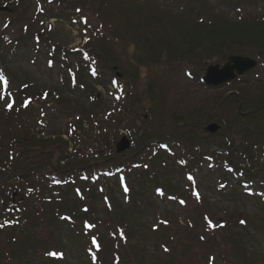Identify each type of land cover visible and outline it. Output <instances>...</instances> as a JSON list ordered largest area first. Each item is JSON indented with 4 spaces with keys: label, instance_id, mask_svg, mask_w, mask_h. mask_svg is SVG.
I'll return each instance as SVG.
<instances>
[{
    "label": "rangeland",
    "instance_id": "374dc122",
    "mask_svg": "<svg viewBox=\"0 0 264 264\" xmlns=\"http://www.w3.org/2000/svg\"><path fill=\"white\" fill-rule=\"evenodd\" d=\"M5 1L9 0H0V6H6L0 10V70L7 74L9 90L15 98L19 91L26 88L33 99L28 107L23 108L22 105V114L15 115L4 114L7 110L4 101L0 100V132L7 133L3 139L0 138V148H9L14 139L18 138L16 144L21 150L19 136L29 134L27 144L32 137L43 139L33 148L38 150V154H44L49 153L52 146L56 149L55 143L48 142L49 139L63 137L65 146L60 162L62 169L76 162L81 169L90 172L94 166L99 165L96 159L101 152H104L103 157L117 153L114 149L119 142L124 150L118 154H136L140 159L138 164H148L149 169L141 167L140 171L135 167L128 168L126 178L129 192L124 191L120 177L115 173L108 177H104V173L95 186L99 193L102 191L103 194H100L103 196L111 193V210L116 216L114 222L110 223L117 227L123 221L122 227H129L128 240L123 242L125 245L118 252L121 257L118 264H199L198 261L203 262L208 254L213 255L217 264H264V227L258 226L262 222H259V218H264V174L249 179L222 158H214L213 154L223 151L220 148L221 140L215 137L218 134L205 131L210 123H217L222 128L226 122L233 123L237 102L244 98V92L249 100L264 92V59L256 47L248 45L233 46L232 52H228L225 47L215 48L217 52L212 55L195 53L197 56L192 55V59L188 56L177 57L175 53L182 48L173 51L179 44L178 36L182 30L200 26L196 23L199 17L209 16L217 23L221 21L227 24L245 19L252 21L264 16V0H146L144 3L143 0H134L137 3L129 7L132 25L127 28L124 25L123 30V25L119 23L108 25L107 17L103 18L98 11V3L90 0H22L19 8L6 5ZM168 19L171 23L175 19L183 24L186 22V26L181 30L169 29L165 23ZM152 20L153 25L149 26ZM192 45L201 48L198 44ZM76 47L86 53H72ZM94 47L110 57H119V78H114L112 73H105L103 84H99L95 77L89 75L91 78L84 79L85 86H88L84 90L83 82L78 80L77 68L80 63L85 64L88 55L94 56ZM161 49L166 52L162 54ZM54 52L57 53L56 57ZM232 54L256 59L258 64L242 76L241 81L216 87L202 82L209 65L222 66ZM50 60L53 62L52 67L48 66ZM60 61L64 63L59 64ZM68 69L76 73L77 79L68 76ZM2 92L3 85L0 83ZM42 93H47L48 97L43 98ZM95 94L101 99L100 104L95 101ZM55 97L56 100L62 97L63 100L55 101ZM15 106L20 107L21 102L17 101ZM109 113L118 114L119 118L113 121L114 116ZM188 125L189 129L183 128ZM137 127L143 133L142 136L137 132ZM154 139L177 150L176 141L180 140L184 147L181 144L178 157H171L160 150L159 142ZM145 145L160 150L163 157L158 158V154L155 165L149 160L150 153L154 155L155 150L143 148ZM195 146L207 156L202 157L203 161L197 167L194 163L190 164L193 184L208 208L203 211L212 215L215 222L224 220L236 228L233 238H236V246L242 247L240 249L228 244L230 236L218 232L211 248L194 246L193 252L205 254L203 258L194 256L191 261L188 251H184L188 237L184 231L176 236L174 228L190 227L189 212L199 208V204L189 196L190 181L185 176L186 169L180 170L174 163L177 164V159L180 164L186 160L189 149ZM258 152L260 150L255 154L262 163ZM201 155L198 158L201 159ZM52 158L54 162L58 159L56 155ZM30 162L20 158L15 163L16 168L8 165V172L0 170V198L6 196L5 187L14 180L8 179L9 173L15 170L17 172L13 174H23L26 163ZM262 164L264 166V162ZM52 179L59 181V176H53ZM172 186L176 187V192H173ZM159 187L165 190L164 196L156 194ZM248 188L253 189L254 193L242 197L241 194L248 193ZM46 193L59 196L52 188L47 189ZM102 195L95 200L93 208L100 215L98 227L104 229L101 231L98 228L100 233L108 235L107 212L110 207ZM180 201L185 203L181 204ZM2 202L0 200V207ZM25 202L22 206L26 208H33L35 204L33 196ZM49 203H45L48 216L41 224L45 227L41 230L33 227L31 221H22L17 226L18 215L5 220L7 223L1 220L3 227L10 228L1 233L0 264H24L26 259L28 261L25 264H92L93 261L103 264V261L99 263L98 254L93 259L95 256L91 253L95 249L89 245V237L99 230L94 229L85 235L82 230L84 214L81 213L76 214L74 223L72 219H62L61 216L62 224L57 225L55 218L58 219V216L55 210L49 211ZM76 204L80 207L76 209L82 211L85 205L83 201L77 198ZM242 219L246 221L245 226L241 223ZM90 224L97 227L94 222ZM65 227H70V230L77 227L81 233L78 235L75 228L72 232ZM13 236H17L18 241L28 243L23 251L18 248L20 242H15V246H12L14 250L7 246L8 238ZM195 240L196 237L191 235V241ZM51 249L62 251L63 259L48 258L46 253ZM246 250L253 251L251 258L245 254ZM18 251L24 255L22 259ZM8 252L16 255L13 256L14 262L8 260Z\"/></svg>",
    "mask_w": 264,
    "mask_h": 264
},
{
    "label": "trees",
    "instance_id": "16d2710c",
    "mask_svg": "<svg viewBox=\"0 0 264 264\" xmlns=\"http://www.w3.org/2000/svg\"><path fill=\"white\" fill-rule=\"evenodd\" d=\"M92 3L97 2L98 3V11L101 12L103 18L107 17L106 20H108L109 24H120L123 27L125 25V28H127L129 25H132V21L130 19L131 11H129V7L134 6V4L137 3V1L134 0H119L117 2L116 0H90ZM99 1V2H98ZM146 0H143L142 3H144ZM222 0H219V2ZM6 5L14 6L15 8H19L21 6L22 0H9L5 1ZM2 6V5H1ZM0 6V7H1ZM159 7V6H158ZM14 8V9H15ZM236 10V8H234ZM107 11V12H106ZM177 15H175L176 17ZM155 19H158V17ZM200 20V22H199ZM199 20L196 19V23H198L200 26L195 25L192 27H188L181 31V34L178 36V46L173 51L177 52L180 48H182L179 52L175 53L177 57L182 58L185 56L189 57V59H192V55L197 56L195 53H201L206 55H212L213 53L217 52L218 48H227L228 52H232L231 48L233 46L241 47V46H252L256 47L258 49V52L260 56L264 59V16L259 17L256 19L250 20H244L239 21L238 23H223V22H215L213 21L209 16H203L199 17ZM189 21V20H188ZM187 21V24L189 23ZM166 25L169 27V29H178L181 30L186 26V22L183 24L181 21H171L168 19L166 22ZM220 23L223 25H220ZM153 25V20L150 22L149 26ZM220 25V26H218ZM149 31L151 30L148 29ZM185 31L187 32L186 34ZM39 35V34H38ZM36 37V36H35ZM191 40L193 41L191 43ZM208 42H207V41ZM221 43V45H220ZM192 44H198L201 46V48H196V45ZM220 45V46H219ZM172 47V44H170V48ZM203 48V49H202ZM217 48V49H215ZM196 49L200 51H195ZM95 51V54L93 57L91 55L87 57L84 63H80L77 68L79 72L78 80L83 82V89H87L88 86H85V78H91L93 73V70H95V80L96 83L103 84V74L112 73L114 78H119V73L117 70H120V59L119 57L113 56L110 57L106 53L101 52L99 48H93ZM220 50V49H219ZM60 53L61 50L59 51ZM78 51H72V53H77ZM166 52L165 49H161V53L164 54ZM66 53V52H65ZM183 53H185L183 55ZM54 57L57 56V53L54 52ZM233 55V54H232ZM92 58V59H91ZM63 59L65 60V55H63ZM194 59V58H193ZM63 61H60L59 64H63ZM199 65V64H198ZM68 68L69 66H64V68ZM92 72V73H91ZM94 74V75H95ZM242 79H240L241 81ZM15 95L13 94L10 98L11 101L14 102L13 110H7L4 112L6 115H15L18 113H21L22 105H24L25 101H29V105L32 103V96L30 92L23 88L21 91H19L18 96L15 98ZM97 95L95 94V97ZM244 98H241V105L242 109L239 110L238 106L239 103L237 102L236 107V119L234 122L225 123V127L221 128V130L216 134L218 139H220V148L223 149L222 152L213 154L214 158H222L230 167H233L234 170L238 168L237 170L239 173H241L242 176H247L249 179H252L253 177H261L264 174V166H262L264 162V118L262 117L264 114V92L260 93V95H255L249 99L246 97V93L242 94ZM43 98H47L48 95L45 97L44 93H42ZM55 101H61L63 100L61 98H54ZM21 102V106H15L16 102ZM95 101L97 103L101 102V99L95 98ZM100 104V103H99ZM28 105V106H29ZM23 108H25L23 106ZM20 109V110H19ZM20 111V112H19ZM91 111V110H90ZM2 113H0L1 117ZM109 115H113L114 118H112L113 121H116L119 118L118 114L109 113ZM108 115V116H109ZM116 117V118H115ZM2 118V117H1ZM0 118V119H1ZM108 118V117H107ZM139 127V126H138ZM138 129V133L142 136V132L140 129ZM189 125L187 127H183L184 129H189ZM5 131L0 132V138L3 139V136L5 137ZM29 134H26L24 137H20L21 142L19 143L21 147L18 148L16 141H18L16 138L12 142V146L9 148H0V170H3V172H8L9 166H13V168H16L15 163H17L20 158L26 159V161H31L30 163H26V170L23 174H13L12 172H17L13 170L9 173L10 177L9 180H14L7 184L5 187V193L6 197L10 206L6 205L4 207L3 212L4 216L13 214L18 215V223L16 224L21 225L22 221H31L33 224V227H36L37 230H41L45 227H42L41 224L45 222L44 219H46V216H48V212H46V202H51L48 205L49 211L55 210V214H57L58 219H56L57 225L62 224L61 216L63 218L72 219V222L74 223V219L76 214H84L82 217V221H89L94 222L97 227H92V229H87L85 227H82L83 233H91L94 229H100L103 231L104 229H101V227H98L99 222L101 221L100 215L98 214L97 210H95L93 207L95 206V200L98 199L99 196H101L103 193L100 191V194L97 189H95V186L98 182V178H96V174L98 172L102 171L109 173L110 171H115L116 169H121L122 172L126 171L130 167H134L136 163H138V156L135 154H117L113 153L109 156L103 157L102 152L101 155L98 156L96 159V162L99 164L97 166H94L93 169L88 172L84 169L80 168V164H77L76 162H73V164H69L66 167L62 169V166L60 165L61 160L63 159L62 153L65 146V143L63 141V137H59L58 139H49L48 142L55 143L56 149H54V146H52V149L49 151V153L44 154H38L37 149L34 150L33 148L35 144L41 143L43 139H36V137H32L30 143L27 144L26 140H29L30 137H28ZM63 135V134H62ZM139 136V135H138ZM140 137V136H139ZM35 140V141H34ZM39 140V141H38ZM41 140V141H40ZM178 144V150L173 148V153L175 151V155L178 157L181 149V144L183 146V142L180 140L176 141ZM25 143L24 145H22ZM45 146V145H44ZM184 147V146H183ZM263 147V149H261ZM150 148V146L148 147ZM195 148V149H194ZM192 147L189 149V157L183 161V163H179L177 159V164L174 163L180 170L185 168L187 171V174L193 175L192 167H190L191 163H194V165L197 167L198 163L202 162V157H204V151H200L198 146ZM18 149V150H16ZM199 149V153L197 150ZM260 150L258 154L260 155L262 163H260V160L256 156V151ZM177 151V152H176ZM114 152L115 149H114ZM201 159L198 158V156ZM26 155V156H24ZM57 156L58 159L56 162H54L53 158L54 156ZM161 157L162 154L159 153ZM175 155H170L175 156ZM21 156V157H20ZM163 157V156H162ZM165 157V156H164ZM149 160L152 164L155 165L157 154H151L149 155ZM205 158V157H204ZM110 160L111 163H102V161ZM111 164L110 167H108ZM167 165H169L167 163ZM147 167L146 169H149L148 164L143 163L142 168ZM108 168V169H107ZM136 168V167H135ZM141 166H138L136 169L140 171L142 169ZM145 169V168H144ZM171 170H174V168H171ZM87 172V173H86ZM85 173V174H84ZM52 175L59 176L60 181L58 186L53 183L54 179H52ZM62 175V176H61ZM83 176H86V179H84ZM252 181V180H250ZM249 181V182H250ZM264 181V180H263ZM14 182V183H13ZM52 188L53 192H58L59 196H53L52 194H47L46 190ZM173 192H176V187H171ZM31 189V191H29ZM77 189H79V195L77 194ZM164 195H165V190ZM194 192H197L195 189V185L193 184L190 188L189 196L197 201L199 204V208L196 210H193L192 212H189L190 214V223L191 226L188 228L184 227H175L176 236H179V233L181 231L185 232V236L188 237L187 246L184 248V251H188V256H190L191 261L193 260L194 256H200L201 258L204 257V254H198L193 252L195 249V245H203L205 247L210 246L213 240L215 239V236L218 232L227 234L230 236V239L227 241V243H231L233 246L240 248L241 245L236 246L233 231L237 230L236 228H232L231 225H228V222L224 220H218V222H215V219L212 217V215H209L207 212L203 211L204 209H208L205 203V199L201 198L197 200L196 196L193 194ZM226 192V191H225ZM224 192V194H226ZM28 193V194H27ZM131 193V192H130ZM17 195L15 198L14 195ZM71 194L73 196L71 197ZM100 194V195H99ZM234 194V193H231ZM162 195V196H164ZM228 195V194H227ZM30 196H33V199L35 200V204L33 208H26L22 205H25V200H28ZM52 196V197H51ZM76 198H75V197ZM103 196V195H102ZM107 196L108 198H106ZM241 196H250L249 194H241ZM168 198L171 197V195L167 196ZM77 198L79 201H83L85 205H83L82 211L80 209L79 205L77 206L76 201ZM105 198V203L109 208V213L107 212L108 219V226L107 227V234H102L99 232L91 234L89 237V245L91 247H94L93 244H91V241L93 237H95L96 241L98 242V246L100 247V251H95V255L99 254L100 259L103 261V264H118L121 259L118 252L121 250V246L125 245L123 243L125 240H128L127 234L129 233V227H122L123 221L121 222L122 225H119L116 227L113 223L114 222V216L115 213L111 210L113 199L111 198V193L108 192L106 195L103 196ZM13 199L17 201L16 204H13ZM6 200V201H7ZM49 200V201H47ZM85 201V202H84ZM263 203V202H261ZM76 205V206H75ZM75 206V207H73ZM14 208H16V211H14ZM262 208L264 209V203L262 204ZM87 209V211H85ZM15 213H14V212ZM61 214V215H60ZM60 215V216H59ZM206 217L208 219H206ZM66 219V220H67ZM259 222H261V225L258 224L259 227H264V218L260 217ZM209 220H211L214 227L209 226ZM199 221H202V223L198 224ZM245 221V220H244ZM50 224V221H48ZM246 225V221L244 223V226ZM127 226H129L127 224ZM28 227H31L30 225ZM68 230H70V227H65ZM73 228L76 229V234L80 235L81 231L77 227H72L70 231L73 232ZM245 229V228H243ZM3 229L0 230V237ZM86 235V234H85ZM191 235L196 237L195 242L191 241ZM175 236V234H174ZM203 237V239H201ZM15 239V241H14ZM15 242H20L21 245H18V248L20 251L24 250V247L28 244L27 242H21L18 241L17 236L16 237H10L8 238L7 246L12 247L15 246ZM33 242V240H32ZM14 250V247H12ZM211 248V246H210ZM200 249V248H199ZM54 250L55 249H51ZM20 251H18V256L22 259L24 256ZM183 251V252H184ZM244 251V250H242ZM59 252V251H55ZM9 255H7V258L9 261L14 262V252H8ZM48 253V252H47ZM46 253V254H47ZM252 253L248 252L246 250V255L249 256V258L252 257ZM112 255V256H110ZM14 256V257H13ZM47 256V255H46ZM111 257V261H109ZM211 258L213 256L211 254L206 255L205 260L203 262H200L202 260H199V264H217L215 261H213ZM28 260L24 261V264ZM190 261V262H191ZM188 262V261H187ZM230 263V261H229ZM235 263V262H234ZM136 264V263H135ZM140 264V263H139ZM167 264V263H164ZM186 264H193V263H186ZM236 264V263H235Z\"/></svg>",
    "mask_w": 264,
    "mask_h": 264
},
{
    "label": "water",
    "instance_id": "95a60500",
    "mask_svg": "<svg viewBox=\"0 0 264 264\" xmlns=\"http://www.w3.org/2000/svg\"><path fill=\"white\" fill-rule=\"evenodd\" d=\"M256 65L257 61L255 59L241 55H233L222 67L219 64L215 66L211 65L208 69L205 81L208 85L219 86L234 80L238 75H243L254 69ZM217 129V125H210L206 128V130L210 132H215ZM127 144L129 143L127 142ZM128 146L129 145H127V148ZM117 147L119 151L124 150L121 143H119Z\"/></svg>",
    "mask_w": 264,
    "mask_h": 264
},
{
    "label": "snow or ice",
    "instance_id": "6c2138e0",
    "mask_svg": "<svg viewBox=\"0 0 264 264\" xmlns=\"http://www.w3.org/2000/svg\"><path fill=\"white\" fill-rule=\"evenodd\" d=\"M49 2H51V0H49ZM76 11L79 12V11H81V10H80V9H76ZM48 66H49V67H52V61H51V60L48 62ZM93 74H95V70H93ZM0 83H2V85H3V92L0 93V100L4 101V103H5V107H6L7 110H13L14 102L10 100V98H11V96H12V93H11V91L9 90V89H10V81H9V79L3 74L2 70H0ZM25 87H27V85H25ZM47 95H48L47 93H44V96H45V97H46ZM119 98H120V97H117V99H119ZM29 103H30L29 101H25L23 106H24V107H28ZM161 147H165V146H164V145H161ZM181 163H183V161H181ZM188 179H189L190 181H193V180H194V177H192L191 175H189V176H188ZM121 181L123 182V177H121ZM57 183H59V181H57ZM221 187H224V185H221ZM29 191H31V189H29ZM76 191H77V194L79 195V189H77ZM124 191L127 192V191H128V188L125 187V188H124ZM161 194H162V193H161ZM193 194L196 196L197 200L200 199V194H199L198 192H194ZM180 203L183 204V203H185V202H184V201H180ZM85 211H87V209H85ZM66 219H67V218H66ZM206 219H208V218L206 217ZM5 223H7V221H5ZM164 223H167V221H164ZM241 223L243 224V223H245V221L241 220ZM3 226H4V225L0 224V227H3ZM209 226H210V227H214V225L212 224L211 220H209ZM84 227H85V228H92L93 225L88 224L87 222H85ZM201 239H203V237H201ZM92 243H93V244H96V239H95V237H93V239H92ZM97 247H99V246L97 245ZM165 251H168V249L165 248ZM47 255L52 256V257H58V258H60V259H63V254H62V253H58V252H54V251H53V252H49V253H47ZM93 259H95V257H93Z\"/></svg>",
    "mask_w": 264,
    "mask_h": 264
}]
</instances>
